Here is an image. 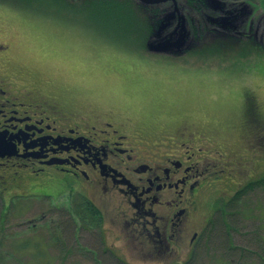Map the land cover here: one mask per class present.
I'll return each mask as SVG.
<instances>
[{"label": "rangeland", "instance_id": "rangeland-1", "mask_svg": "<svg viewBox=\"0 0 264 264\" xmlns=\"http://www.w3.org/2000/svg\"><path fill=\"white\" fill-rule=\"evenodd\" d=\"M36 5L7 0L0 7V72L11 73L16 86H39L44 96L62 102L73 114L112 119L115 128L121 125L129 133L127 145L139 156L140 150L153 152L156 146V152H165L183 140L204 146L206 156L214 159L208 164L214 176L203 184L192 211H205L213 222L232 205L244 188L238 190L241 185L264 175V54L237 59L238 50L231 53L222 40H213L211 45L200 29L193 43L196 48H170L181 44L184 36L177 33L173 40L164 32V42L156 41L151 54L143 45L151 8L141 7L148 12L146 17L137 14L135 5L116 8L117 19L94 16L98 13L94 12L81 21L67 18L73 17L68 9ZM163 20L166 24L167 16ZM212 27L211 32L218 34V27ZM193 29L190 26V37ZM214 49L220 56L209 61L165 57ZM175 139H181L180 143ZM20 170L0 168V182L6 178L4 184L9 186L0 184V207L5 209L0 219V264H106L93 249L98 232L102 250H114L123 262L175 264L172 255L163 259L152 255V246L130 244L116 191L102 194L99 187L91 189L85 180L68 179L69 174L60 171L49 173L44 182L48 190L43 186L45 191L33 190L30 183L36 176L26 172L22 181L13 174ZM72 201L93 204L102 212L100 229L77 224L75 241L63 227L69 219L80 222L76 211L67 208L73 206ZM237 212L238 227L229 237L231 250L220 239L208 238L193 254L185 247L180 264H264L263 187L250 191ZM195 221L201 225L206 218ZM138 247L147 259L140 256ZM241 252L244 257L236 258Z\"/></svg>", "mask_w": 264, "mask_h": 264}, {"label": "flooded vegetation", "instance_id": "flooded-vegetation-1", "mask_svg": "<svg viewBox=\"0 0 264 264\" xmlns=\"http://www.w3.org/2000/svg\"><path fill=\"white\" fill-rule=\"evenodd\" d=\"M5 1L0 0V7ZM133 2L165 10L172 8L170 13L179 25L180 37L187 36L188 23L194 21L208 20L211 27L216 25L222 30L218 21L232 20L236 31L228 33L235 39L244 40L246 18L249 24H259L256 33L264 39V0ZM239 29L241 32L237 31ZM239 48L237 45L235 49ZM94 116L73 114L62 102L40 93L37 86H16L11 73L0 72V168L21 169L19 174L16 171L13 174L22 181L26 172L36 176L30 183L33 190H44L41 186L45 187L49 173L60 171L68 173V179L85 180L91 184V189L99 187L102 194L106 190L116 191L122 200L119 216L128 225L130 244L152 246L149 251L152 255H162L161 259L172 255L175 264H180L181 251L185 247L193 254L208 239L206 233L211 218L205 211L192 209L203 192L200 191L203 184L214 176L208 167L209 160L214 159L206 156L204 146L189 145L185 140L180 143L181 139H175L176 144L180 143L176 148L170 146L165 152L162 149L156 152V146L153 152L139 149V156L134 147L127 145L126 134L129 133L124 127L117 124L123 128V133L120 127H114L112 119ZM90 120L95 124L91 125ZM202 136L211 142L206 134ZM141 137L146 136L138 138ZM141 147L145 149L146 144L142 143ZM1 181V185L9 187L4 184L6 178ZM243 187L241 185L238 190ZM84 188L87 191L88 188ZM45 190L48 189L45 187ZM197 217L206 218L205 223L196 225ZM99 237L103 243L101 234ZM137 250L142 258H148L143 257L139 247ZM102 253L116 261L124 260L114 250H103Z\"/></svg>", "mask_w": 264, "mask_h": 264}, {"label": "trees", "instance_id": "trees-1", "mask_svg": "<svg viewBox=\"0 0 264 264\" xmlns=\"http://www.w3.org/2000/svg\"><path fill=\"white\" fill-rule=\"evenodd\" d=\"M26 1L29 3L37 4L36 5L37 7L54 5V8L59 6L63 9H68L70 11V14L73 17H67V18L79 19L81 21H83L84 19L86 20L89 19V16L94 12L95 13L98 12L97 15L95 14L94 16H104V17L106 16L108 18L112 16L117 19V17H115L114 15L116 8H121V7L132 8L135 5L138 8L137 14H139V16L146 17V13H148L146 11L141 10V7H148V6L141 4L139 2L137 3L133 2V0H26ZM131 3H135V5ZM149 7L151 8L152 13H150V16L148 17V21H147L148 28L146 30L147 33H145L143 36V39H144L143 45L151 54H153V51L150 49L151 47H154L156 41H158L159 44H162L164 42L165 40L164 38H163V42L161 41L162 40L161 38L163 37L164 32L170 33L171 34L170 36L172 37V39L176 40V37L174 36H176V34L179 33L180 28L177 22L174 20L175 17H172L171 13H169L170 11H172L171 9H166V10L163 9L164 11L161 12L160 11L161 7H157V6H149ZM153 16H159L160 18L157 20H154ZM165 16H167L166 24L163 23L164 22L163 19L165 18ZM97 18L99 22H102V21H103L102 23L105 22L104 18H101V17H97ZM218 23H219L218 26L222 28V30L219 29L218 34L215 32H211L210 30L211 25L209 24L208 20L200 21V22L194 21V22L188 23L189 28L187 27L188 28L187 33L189 35L187 34V36L184 37V39L181 41V44L179 45L176 44L175 47L174 46L172 47V45H170L169 47L174 48V49L175 48H178V49L185 48L186 49L192 45L194 48H196L193 45V43L197 42V38H196L197 30L200 29L203 34H206L204 36L205 41L209 42L212 45L213 40H216V42L218 40H222L223 41L222 43L224 44L223 47L226 45V47H228L231 51H233L231 52L233 54H235L234 51L236 50L235 49L236 46L240 45V48L237 49L238 51L235 54L237 59H240V57H242L245 60L248 56L256 57L259 54L260 55L264 54V39L259 38V36L257 35L256 24H249L246 21V18H244V40H243V38L235 39V37H232V35L228 33L232 31H236V28H235L236 25L235 23H233L232 20L218 21ZM163 25H166V26L163 27ZM172 26L173 27L175 26L176 28L174 27V29H170V27ZM190 26H193L194 28L193 29L194 31L192 33L194 35L192 37H190ZM237 31L241 32L240 29ZM154 32L158 33L157 37L150 36ZM189 55H194V56H189ZM171 56H165V57H170L174 59L182 58L184 62H186V57L195 58L200 61H204V60L209 61V60H214L215 56H220V55L217 49H214L211 52L201 51V53L199 54H198V51L194 52L192 50L188 51L186 54H180L179 52H174V55H171ZM40 93H42L41 90H40ZM262 187L264 189V175L260 179H256V180H253L247 183L244 186V188L236 194V196L232 200L233 202L232 205L226 206L225 211H221L222 216L220 217L217 216V219L214 222L213 221L210 222V227L207 229L208 231L206 233L207 238L213 239V237H216L221 240V242L223 243L225 247L231 250L230 239L233 238L231 234H233V231L237 230V227H238V224L236 222V215H238L237 211H239L240 207H242L243 201L245 200V196L250 191L256 190ZM72 204L73 206H69L67 208L70 209V211H73V212L76 211L75 217L77 218L78 216V219H80V222L75 221V219L74 220L69 219L64 222L63 227L65 228V231L68 237L72 238L75 241L74 235L77 229L76 227H78L77 224H80L81 226H83V228L88 226L92 229H95V228L100 229V225L102 224L100 215L102 214V212L99 209H97L95 205L93 204L79 205V204H76V202L74 204V201H72ZM220 204L222 203H219V205ZM4 211L5 209H3V206L0 207V216H1L0 219L3 217L2 214L4 213ZM64 217L67 218V215ZM99 234L100 232H98L95 235V237H93L94 239L93 249L99 254V257H100L99 259L100 260L102 259L104 263L106 264H124L123 262L116 261L113 258L102 256L103 254L102 246L98 244V242H100ZM71 244H75V243L71 242ZM237 257L238 258L244 257V253L241 252V253L236 254V258Z\"/></svg>", "mask_w": 264, "mask_h": 264}, {"label": "water", "instance_id": "water-1", "mask_svg": "<svg viewBox=\"0 0 264 264\" xmlns=\"http://www.w3.org/2000/svg\"><path fill=\"white\" fill-rule=\"evenodd\" d=\"M143 1H146L148 3H158V2H160L162 0H143Z\"/></svg>", "mask_w": 264, "mask_h": 264}, {"label": "bare ground", "instance_id": "bare-ground-1", "mask_svg": "<svg viewBox=\"0 0 264 264\" xmlns=\"http://www.w3.org/2000/svg\"><path fill=\"white\" fill-rule=\"evenodd\" d=\"M231 13V12H230ZM233 14V13H232ZM235 20V19H234ZM236 21V20H235ZM213 28V27H212ZM225 29V28H224ZM2 85H4V84H2ZM14 97V96H13ZM4 128V127H3Z\"/></svg>", "mask_w": 264, "mask_h": 264}]
</instances>
